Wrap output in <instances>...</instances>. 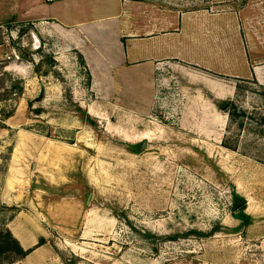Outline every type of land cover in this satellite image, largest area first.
I'll return each mask as SVG.
<instances>
[{"label": "rangeland", "instance_id": "1", "mask_svg": "<svg viewBox=\"0 0 264 264\" xmlns=\"http://www.w3.org/2000/svg\"><path fill=\"white\" fill-rule=\"evenodd\" d=\"M130 1L225 75L173 59L94 89L0 0V231L35 215L49 264H264V0Z\"/></svg>", "mask_w": 264, "mask_h": 264}, {"label": "crops", "instance_id": "2", "mask_svg": "<svg viewBox=\"0 0 264 264\" xmlns=\"http://www.w3.org/2000/svg\"><path fill=\"white\" fill-rule=\"evenodd\" d=\"M11 4L12 16L31 24L30 33L36 38L49 32L55 41L68 43L83 56L94 89L108 88L113 82L126 89L139 80L138 75L142 77L138 73L146 70L141 68L144 64H152L154 71L173 59L201 67L204 73L225 75L209 66L205 52L182 56L178 37L141 30L139 26L147 22L135 23L130 0H11ZM251 74L264 84L263 67H253ZM6 226L25 250L34 249L11 264H49L41 260L50 248L35 215L18 212Z\"/></svg>", "mask_w": 264, "mask_h": 264}, {"label": "trees", "instance_id": "3", "mask_svg": "<svg viewBox=\"0 0 264 264\" xmlns=\"http://www.w3.org/2000/svg\"><path fill=\"white\" fill-rule=\"evenodd\" d=\"M81 58L85 64L83 56H81ZM42 244L43 243H40L39 246ZM33 250L34 249L25 250L20 244V242L13 236L10 230H7L6 234H3V232L0 231V256L4 253L12 252L17 254L18 258H23L26 257Z\"/></svg>", "mask_w": 264, "mask_h": 264}, {"label": "built area", "instance_id": "4", "mask_svg": "<svg viewBox=\"0 0 264 264\" xmlns=\"http://www.w3.org/2000/svg\"><path fill=\"white\" fill-rule=\"evenodd\" d=\"M48 1H52V0H48Z\"/></svg>", "mask_w": 264, "mask_h": 264}, {"label": "water", "instance_id": "5", "mask_svg": "<svg viewBox=\"0 0 264 264\" xmlns=\"http://www.w3.org/2000/svg\"><path fill=\"white\" fill-rule=\"evenodd\" d=\"M146 145V144H145Z\"/></svg>", "mask_w": 264, "mask_h": 264}]
</instances>
